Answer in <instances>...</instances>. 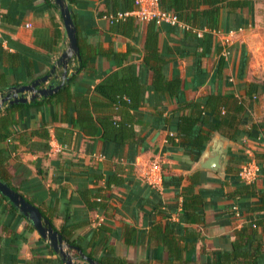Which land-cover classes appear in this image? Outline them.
Here are the masks:
<instances>
[{
	"label": "crops",
	"instance_id": "1",
	"mask_svg": "<svg viewBox=\"0 0 264 264\" xmlns=\"http://www.w3.org/2000/svg\"><path fill=\"white\" fill-rule=\"evenodd\" d=\"M65 1L81 36L84 65L69 82V96L60 92L62 85L34 104L35 99L27 100L9 110L8 137L0 138L3 180L36 205L55 230L69 227L68 236L99 264L97 258L108 250L136 264H264V90L258 88L255 98L245 93L250 82L264 84V52L259 51L264 49V0H249L243 8L218 4L217 27L211 29L201 16L208 5L183 0L177 23L157 24L156 54L164 60L165 78L181 80L184 99L233 96L221 106L232 116L231 127L211 130L203 147L221 141V172L199 165L204 149L197 155L169 139L177 105L152 87L153 69L144 62L147 21L135 20L130 35L116 25L110 28L107 13L132 14L133 0ZM54 5L0 0V92L48 74L66 49ZM193 13L196 24L188 21ZM205 31L211 46L202 55L193 44ZM75 60L68 63L65 81ZM62 70L56 66L50 82L60 84ZM128 77L136 79L142 95L138 107L129 108L133 133L125 130L123 139L104 140L96 119L120 114L112 100H107L111 111L93 110L90 97L102 80L120 83L122 90ZM85 97L94 127L84 130L75 118ZM241 99L242 109L235 110ZM165 118L168 123L162 124ZM245 163L255 170L252 181L238 175ZM10 204L0 194V264H54L46 260L61 257ZM234 246L247 254L234 257ZM69 251L75 264H88L76 250Z\"/></svg>",
	"mask_w": 264,
	"mask_h": 264
},
{
	"label": "trees",
	"instance_id": "2",
	"mask_svg": "<svg viewBox=\"0 0 264 264\" xmlns=\"http://www.w3.org/2000/svg\"><path fill=\"white\" fill-rule=\"evenodd\" d=\"M52 5H54L52 0H46ZM183 0H159V6L162 10H170L172 11L178 19H181L180 10L178 7L182 5ZM201 3L208 5V10L202 11L201 16H206L204 19L206 25L211 28H216L215 15L217 12V5L223 4L229 8L236 7H247L249 4V0H200ZM133 6H131V11L137 8L135 0L132 1ZM193 4V3H191ZM55 6V5H54ZM172 7V9H171ZM125 11H116L112 10L107 14L111 19V27L116 25V30L120 31V33H124L130 35L133 29H136L135 20L136 17L132 14H124ZM123 14V16L118 17L119 14ZM195 13V12H194ZM193 13V16L188 19L189 22L199 21V17ZM185 18V17H184ZM203 19V18H202ZM196 24V23H195ZM199 27L202 26L200 23ZM230 26V25H228ZM226 29L229 30V27ZM157 23H155L154 19H150L146 23V35L144 41V62L145 64H149L153 69V81L152 87L154 88L156 93H168L174 99L177 107H176V120L174 122L175 131L169 137L172 143L178 144L180 147L194 151L199 155L201 151L204 149V143L210 138L211 130H220L223 131V127H231L232 116L226 114V111L221 112V106L225 105V102L232 99L233 96L228 95H220V94H207L202 100H186L183 98V90L181 88V80L179 78L168 79L165 78L163 73V58L157 56L156 49V40H157ZM77 45L79 50V60H75L73 65V73L70 74L69 78L60 89V92H64L69 96V82L73 79V76L76 72L82 69L84 65V53L81 47L79 32H76ZM195 43L193 44V50H196L198 46L201 47L200 54L204 55L209 52V48L211 46V34L208 31L202 33L199 38L194 36ZM151 61L155 62L156 65L151 63ZM200 59H196V63L200 65ZM67 79V77H66ZM113 82V80H111ZM136 79L128 77L124 85L121 88V84H109L102 80L98 84H96L94 91L95 93L90 97V103L92 104V109L100 111L102 113L111 111V108L108 105L107 100H112L113 103L117 106L116 110L120 114L119 119H113L111 115H104L103 118H97V122L99 123L102 129V137L104 140H119L123 139V131L128 130L130 134L132 129L131 125V117L129 113V108L136 109L138 106L139 100L142 98L140 95V91L136 87ZM258 88L264 90V84H258L255 82H250L247 85L245 90L246 96L252 97L254 93L258 92ZM100 96V97H99ZM105 98V99H104ZM36 102V99L32 101V104ZM242 99L239 100V105L234 107L236 110L237 107L242 109L241 106ZM25 103H17L7 105L3 110L0 111V138L5 139L8 137V131L6 127L9 125L11 121H9V110L11 108L23 106ZM81 108V116L76 117V121L82 128H93L94 124L90 121L89 117L86 115V109L88 108V103L86 97L83 98L82 101H79ZM237 105V103H236ZM113 111V112H114ZM107 114V113H106ZM161 123H168V119H162ZM206 127L207 129L203 128ZM4 127V130H2ZM87 130V129H86ZM119 137V138H118ZM177 139V140H175ZM239 171V170H238ZM3 180V178L0 176ZM109 178L107 182H109ZM4 181V180H3ZM2 196V195H1ZM5 198L4 196H2ZM13 207V205L10 204ZM14 208V207H13ZM70 232L69 227L60 228L59 233L62 234L63 238L71 245H75L82 249V252L87 256L91 257V252H86L83 249L81 243L76 238H71L68 236ZM94 232V231H93ZM91 240L88 239L87 242ZM235 253L234 257L238 255L245 256L247 254V250L244 248H238L234 246ZM109 255L105 254L104 251L97 259L101 264H136L132 261L126 260L118 255H115L112 250H108ZM46 261L54 263V264H62L61 258L58 256L54 259H47ZM254 261V260H253ZM255 264L257 262L254 261Z\"/></svg>",
	"mask_w": 264,
	"mask_h": 264
},
{
	"label": "water",
	"instance_id": "3",
	"mask_svg": "<svg viewBox=\"0 0 264 264\" xmlns=\"http://www.w3.org/2000/svg\"><path fill=\"white\" fill-rule=\"evenodd\" d=\"M58 7L67 36V47L60 54L52 70L29 84L12 86L5 92H0V108L4 103L17 104L24 103L27 100H33L38 96L46 97L57 91L66 80L68 63L72 58H78L79 50L76 38V28L71 17V10L65 0H53ZM62 67V81L55 85L50 82L54 75L55 67ZM46 84L45 86H41ZM199 165L203 168H209L218 172L223 170L225 162V152L221 146V141H213L208 144L201 153ZM0 194L4 196L18 211L23 214L37 230L40 236L46 240L65 264H75L69 250H76L79 256L88 262V264H99L96 260L86 256L77 246L65 243L62 234L55 230L51 222L42 216L40 209L33 203L26 200L17 190L8 185L0 178Z\"/></svg>",
	"mask_w": 264,
	"mask_h": 264
},
{
	"label": "built area",
	"instance_id": "4",
	"mask_svg": "<svg viewBox=\"0 0 264 264\" xmlns=\"http://www.w3.org/2000/svg\"><path fill=\"white\" fill-rule=\"evenodd\" d=\"M137 8L132 11V15L136 17L138 21H148L154 19L155 23L169 22L172 24L177 23L178 18L170 10H162L159 6V0H135ZM123 16L119 14L118 17ZM253 95L252 98H255ZM238 175L241 179L246 181H252L255 176V170L249 163L242 164L239 167Z\"/></svg>",
	"mask_w": 264,
	"mask_h": 264
},
{
	"label": "rangeland",
	"instance_id": "5",
	"mask_svg": "<svg viewBox=\"0 0 264 264\" xmlns=\"http://www.w3.org/2000/svg\"><path fill=\"white\" fill-rule=\"evenodd\" d=\"M255 50H257V49H255ZM259 51H263L264 52V49H260ZM256 52V51H255Z\"/></svg>",
	"mask_w": 264,
	"mask_h": 264
}]
</instances>
